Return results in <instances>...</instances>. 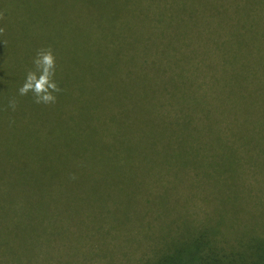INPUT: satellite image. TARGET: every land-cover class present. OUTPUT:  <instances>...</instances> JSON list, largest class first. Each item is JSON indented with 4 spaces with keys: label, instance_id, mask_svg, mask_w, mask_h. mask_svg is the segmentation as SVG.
<instances>
[{
    "label": "trees",
    "instance_id": "16d2710c",
    "mask_svg": "<svg viewBox=\"0 0 264 264\" xmlns=\"http://www.w3.org/2000/svg\"><path fill=\"white\" fill-rule=\"evenodd\" d=\"M0 13V247L18 240L42 264H264V0ZM47 47L51 105L18 93ZM197 160L219 185L162 184Z\"/></svg>",
    "mask_w": 264,
    "mask_h": 264
},
{
    "label": "clouds",
    "instance_id": "9594fccd",
    "mask_svg": "<svg viewBox=\"0 0 264 264\" xmlns=\"http://www.w3.org/2000/svg\"><path fill=\"white\" fill-rule=\"evenodd\" d=\"M0 19H3V14L0 13ZM6 30L0 27V36L4 35ZM30 68L25 76L24 83L18 89L20 96L32 94L34 103L51 105L56 103L57 94L62 89L56 81V56L51 47L40 48L32 61ZM18 101L13 97L8 102V107L13 111L16 110Z\"/></svg>",
    "mask_w": 264,
    "mask_h": 264
},
{
    "label": "rangeland",
    "instance_id": "374dc122",
    "mask_svg": "<svg viewBox=\"0 0 264 264\" xmlns=\"http://www.w3.org/2000/svg\"><path fill=\"white\" fill-rule=\"evenodd\" d=\"M191 106L196 107L195 105H191ZM204 167L205 165L202 163V160L201 161L197 160L196 163L194 161V163H190L188 166H186L183 163L177 164L172 168L170 175L164 178V181H163L164 183L162 184H166L169 186H176L178 181L182 179L181 174L185 172L186 179L188 180H192L196 176L199 177V180L200 178L203 179L199 181V185H198V188L200 189V193L202 194V191H203L202 187L204 185L203 183L211 184L214 182L217 185H219L217 182L218 179L216 180V176L219 173L218 170L211 168V169L206 170L205 172L201 170L198 172V169H202ZM192 170L193 171L195 170V171L191 176L189 172ZM184 191L189 192V194L191 192L190 190H187L185 188H184ZM203 193L207 194L206 192H203ZM6 239L8 240L7 237ZM22 239L26 241L27 237L25 238L24 236L22 237ZM2 247H0V251L4 252V254L0 255L1 256L0 260L1 259L3 260L1 264H42L41 259L44 257L41 256V253H38V252L34 253L33 251L28 250V249L24 250L23 249L24 247L21 246L18 240H12V242H9L3 245ZM59 262L60 264H74V263H71L70 257H66L64 255H62L59 258ZM86 264H101V261L93 260L92 262V259H91Z\"/></svg>",
    "mask_w": 264,
    "mask_h": 264
}]
</instances>
